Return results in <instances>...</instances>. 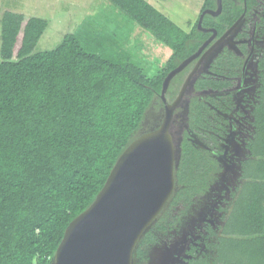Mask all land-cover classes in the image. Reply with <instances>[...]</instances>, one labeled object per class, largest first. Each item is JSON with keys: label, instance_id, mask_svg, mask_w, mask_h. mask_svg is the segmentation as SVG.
<instances>
[{"label": "trees", "instance_id": "16d2710c", "mask_svg": "<svg viewBox=\"0 0 264 264\" xmlns=\"http://www.w3.org/2000/svg\"><path fill=\"white\" fill-rule=\"evenodd\" d=\"M106 1L170 49L152 76L129 54H114L117 44L93 21L84 19L52 49L34 51L47 20L8 9L0 16V264L52 262L68 223L91 204L129 143L150 131L145 119L152 109L162 111L167 73L208 35L197 29L198 17L185 31L147 0ZM244 2L246 14L259 6L264 11V0H222L221 13L205 15L202 26L221 33L243 12ZM215 7L216 0H202L199 9ZM229 61L234 66L235 59L220 55L214 65ZM258 68L252 135L240 163L242 183L222 235L210 245L214 255H195L191 247L185 264H264V50ZM184 75L172 78L167 101L177 95ZM233 85L231 79L203 78L196 89L185 91L187 96L204 91L189 98L190 130L218 131V116L214 122L209 117L213 107H220L212 95ZM172 137L174 191L153 229L140 238L136 259L156 241L154 230L165 232L179 223L221 169L213 154L189 141L186 130L181 143L175 130Z\"/></svg>", "mask_w": 264, "mask_h": 264}, {"label": "rangeland", "instance_id": "374dc122", "mask_svg": "<svg viewBox=\"0 0 264 264\" xmlns=\"http://www.w3.org/2000/svg\"><path fill=\"white\" fill-rule=\"evenodd\" d=\"M147 1L183 30L188 31L202 0ZM6 9L47 20V27L34 51L52 49L65 33L71 32L84 19L88 21L87 24L93 21L99 30L109 35V39L117 44L112 46L114 54H129L148 76L155 73L170 50L152 32L119 13L106 0H0V16ZM257 35L264 37L262 30ZM250 69H254L253 65H250ZM256 95L257 89L254 85H248L246 89H240L233 94L213 96L220 106L212 121L218 116L216 121H219L220 127L215 139L203 137L202 134L206 133L198 128L187 130L189 141L193 145L213 151V155L220 162V172L205 194L189 206L179 223L167 228L165 232L154 230L156 241L146 246L143 258H134V264H180L191 255V247H194L195 255L214 253L210 245L217 236L222 235L224 219L242 183L240 163L247 155L245 142L252 135L251 109L257 102ZM187 101L185 98L182 102L178 113L182 115L179 121L186 117ZM162 117V111L150 110L145 126L154 130ZM233 120L236 122L233 123ZM236 129L238 133L235 132ZM172 214H175V210L169 212L165 220L169 221ZM152 227L153 224L149 228Z\"/></svg>", "mask_w": 264, "mask_h": 264}, {"label": "water", "instance_id": "95a60500", "mask_svg": "<svg viewBox=\"0 0 264 264\" xmlns=\"http://www.w3.org/2000/svg\"><path fill=\"white\" fill-rule=\"evenodd\" d=\"M216 6V11L206 12H219L221 0H216ZM204 13L198 19L199 28ZM222 39L216 40L208 52ZM204 45L167 73L160 91L163 102L170 79L195 59ZM193 71L174 101L165 106L159 126L129 143L91 204L68 223L50 264H134V252L140 238L157 219L174 191L176 146L170 133V123L173 110L182 100Z\"/></svg>", "mask_w": 264, "mask_h": 264}, {"label": "flooded vegetation", "instance_id": "af4514ba", "mask_svg": "<svg viewBox=\"0 0 264 264\" xmlns=\"http://www.w3.org/2000/svg\"><path fill=\"white\" fill-rule=\"evenodd\" d=\"M243 5H244L243 12L239 15V17H240L243 14L241 21L238 23L239 17H237L221 33H218L217 29L214 26H212V27L211 26H208V27L202 26V19L205 15H209V16L214 17V18L217 17L221 13V10H222V0H221L220 11L217 12L216 14H209L208 12H206V10L216 11L217 6L214 9L206 8V9H203L202 11H200V9H198V13L196 14V18L198 17V19H199L200 15L203 13V11H205V13L203 14V16L201 18V27H200L201 29L198 27V24H197V29L201 32L208 33L207 37L205 38L204 41H202V43L199 45L198 48H200L202 45H204V43H206V44L202 48L200 54L195 59L188 62L180 71H178L176 73V74H178V73H181L182 71H185V75H184V78L182 80V83L180 84L179 90L182 88V85H183L184 81L186 80V78L188 77V75L194 70V67L196 64H197L196 69L193 71L192 75L190 76V78L188 80V84L185 87L186 90L187 89H189V90L190 89H196L194 87V85L196 84L197 81L199 82V79H203V78L214 79V80H216L217 78H222V79H231L233 81V83H234L233 86H230L229 88H223V89H231L230 91L225 90V91H221V93L220 92L219 93L214 92L212 96L222 95V94H227V93L233 94L235 92H238L240 89H246V87L248 85L249 86L254 85V87L257 89V87L259 85L257 82V79H258L257 77L259 74L258 63H259V59L262 55V52L264 50V37L262 38V36L257 35V32L262 30L264 33V11H263V8L258 5L259 7L257 9H253L252 11L248 12V14H246L245 2L243 3ZM196 18H195V20H196ZM198 19H197V23H198ZM195 20H193V22ZM192 23L189 24V22H188V24H189L188 30H189L190 26H192ZM234 24H236V25H234ZM213 34H214V36L210 40V37H212ZM220 37H223L221 42L212 51L208 52L211 45L216 40L220 39ZM194 53H192V54H194ZM191 55H189L188 57H190ZM202 55H205V56L198 63V60L200 59V57ZM220 55H222L225 59H228V60L231 58L235 59L236 61H235L234 66H230V64H231L230 61L226 62V63H222V65L221 64L220 65H214L215 60ZM188 57H186L185 59H187ZM184 60H182L181 62H183ZM250 65H253V67H254L253 70L250 69ZM250 73H253V75L250 76ZM172 78L168 82V85L166 87V92L169 88V85H170ZM161 89H162V86H161ZM204 89H210V88H204ZM166 92L164 95L165 96V102H163V100L161 99L163 102V107H162L163 115H164V111H165V106L171 104L177 96L176 95L172 100L167 101ZM202 93H204V91H200L198 93L193 92L189 96H187V94L184 93L182 100L179 102V104L173 110L172 119H171V123H170V133L172 134V131L174 132V130H175V132L178 136V138H177L178 143H181V141H182L183 132L185 130L186 131L190 130V127L188 126V123H187V114H186L185 119L182 118V121H179V117L182 115H179L178 113L180 111V107L182 106V102L185 98H187V100L189 101V98H191L197 94H198V96L202 97V96H204V94H202ZM188 101H187V105H188ZM213 108H215V111H216V109H218L219 107H217V108L213 107ZM212 118L214 120V117H212ZM235 122H236V120H233V123H235ZM235 126H236V124H234V127ZM195 129L196 128H194L192 130H195ZM198 129L204 131L206 134L205 135L202 134V136L203 137L205 136L208 139H215V135H217L219 132V128H218L217 132L208 131L207 129L202 128V127H199ZM210 132H212V135L209 134ZM235 132L238 133V130ZM206 149L211 154H213V151L210 148H206ZM236 154H238V152ZM190 257L191 256L189 255V257H187V258H190ZM180 264H185V260L183 261V263H180Z\"/></svg>", "mask_w": 264, "mask_h": 264}, {"label": "clouds", "instance_id": "9594fccd", "mask_svg": "<svg viewBox=\"0 0 264 264\" xmlns=\"http://www.w3.org/2000/svg\"><path fill=\"white\" fill-rule=\"evenodd\" d=\"M158 126H159V125H158ZM158 126H157V127H158ZM157 127H156V128H157Z\"/></svg>", "mask_w": 264, "mask_h": 264}]
</instances>
